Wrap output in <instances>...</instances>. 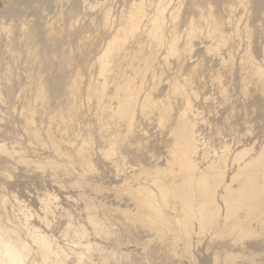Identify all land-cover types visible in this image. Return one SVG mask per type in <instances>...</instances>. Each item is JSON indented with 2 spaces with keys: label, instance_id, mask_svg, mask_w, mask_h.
<instances>
[{
  "label": "bare ground",
  "instance_id": "bare-ground-1",
  "mask_svg": "<svg viewBox=\"0 0 264 264\" xmlns=\"http://www.w3.org/2000/svg\"><path fill=\"white\" fill-rule=\"evenodd\" d=\"M0 35V125L25 137L0 173L118 204L48 197L36 226L0 185V264H264V0H14Z\"/></svg>",
  "mask_w": 264,
  "mask_h": 264
},
{
  "label": "rangeland",
  "instance_id": "rangeland-1",
  "mask_svg": "<svg viewBox=\"0 0 264 264\" xmlns=\"http://www.w3.org/2000/svg\"><path fill=\"white\" fill-rule=\"evenodd\" d=\"M13 1L14 0H0V13L2 11H4V10H7L8 8H10ZM17 35H18L17 32H15L13 34V36H12L13 39H11L13 41V43H16L15 40L18 38ZM0 36H1L0 37V44L2 45L3 42L6 41V38H5V36H3V37H2V35H0ZM214 92L215 91H213L212 93H214ZM1 126H3V125H0V129H2L4 131L3 134H5L4 136H6V137L2 136L3 134L0 133V135L2 134L0 136V141H3L5 143L11 144V145L13 143V145H14L16 140H21V139L24 140L25 137L24 136H21L22 134L20 135V133H19V131H17V129H16V131H15V129H13V131H12V129L11 130L10 129L8 130V129L4 128V126L1 128ZM153 126L154 125H150L149 126V128H150L149 131L151 133L149 132L150 134L149 133L148 134L151 135V134L154 133L153 135H155L156 137H157V134H158V136H160L158 130L155 129V127H153ZM255 130H256L255 133H259V129H255ZM11 133H12V135H11ZM227 139H229V138L227 137ZM21 144H18V145L21 146ZM17 166L14 167L13 172L10 175H8L7 177H6V175L0 173V185L3 188V191L5 192V194H7V196H8L7 198L10 197V200L8 199V202L9 203L11 202V203L8 204V202H7V204H8V210L11 213H16L17 212V210H14V209L17 208V205H16L17 202H16V200L13 197V193L14 194L16 193L17 196L20 197L22 204L26 208H29L31 210V212H32L33 215L30 217L31 219H30L29 224H35L36 226H38L36 223H38L39 220L37 219V216L36 215L39 212L42 213V211L44 209V202L43 201H45V200L47 201L48 200L47 199L48 197L52 199V200L50 199V202L52 201L53 206L58 211L57 213H60L61 211H63V209H69L70 208L72 211H74L75 214H77L76 216L80 217L79 219H82L83 218V214H84V209H83L84 202L82 200V196L85 193L84 196L88 195L87 197L93 198L92 196H94V195L97 194V192H94V191L92 192V190L87 189V188L80 189V190H78V188H76L77 186H75V187L73 186L74 187L73 188L72 185L74 184V180L76 178V175L75 174H73L75 176L73 178H72L73 175H71V176H64V177H67V178L61 177V178H64V180H63V185L65 186L64 187V186H62V183L61 182L58 183L57 181L54 180V178L52 179L53 176H52L51 173L49 174V172H46L45 174H41L40 175V174H37V172L33 168H29V167L27 168V167H25V166H23L21 164H18ZM15 168H18V169H15ZM107 169H109V168H107V167L104 168V167L101 166V170H102L103 176L101 175L100 177L105 182H109L110 181V176L112 175V173L109 170L107 172ZM15 170H18V171H15ZM106 175H107V177H106ZM69 177H71V179ZM61 178L59 180H62ZM67 181H69L72 184L70 185L69 182L67 184ZM53 182H55V183L57 182L56 183L57 185L55 183H53ZM59 185H61V186H59ZM81 190H83V193H82ZM79 192H81L83 194L81 196V199L78 196V195L81 194ZM92 193H93V195L92 196H89ZM101 193L100 194H97V196L96 197L94 196V198H93L96 202L99 201V203H97V204H100V203L107 204L106 202H108L107 205H110V206H112V204H113V206L118 205V204L115 203V202H117V200L114 199L115 197L112 194H108L109 193L108 191L101 192ZM103 194H105V195H103ZM55 195L57 196V198L54 197ZM78 197H79V199H78ZM99 197H100V199H99ZM112 198H113V200H112ZM81 200H82V202H81ZM11 204H13V205H11ZM57 205H59V208L58 209H57V207H58ZM62 207H64V208H62ZM57 220H59V218ZM58 222H59V224H58ZM55 223H57V224H53L52 225L53 228L50 227L49 229L52 228V229H54V231L57 232L58 229L60 228V226L62 225L61 224L62 223V220L60 219V221H57ZM54 226H55V228H54ZM55 229H57V230H55ZM57 235L60 236V233L58 234V232H57ZM54 236L55 235L53 234L52 235V237H53L52 239L53 240L57 241V240L60 239L59 240L60 242H65L63 239L61 241V238H59L57 236L54 238ZM135 251H136V253H138L137 250H135ZM197 261H196L197 264L203 263L202 260H197Z\"/></svg>",
  "mask_w": 264,
  "mask_h": 264
}]
</instances>
